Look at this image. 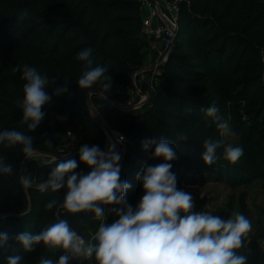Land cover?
Returning a JSON list of instances; mask_svg holds the SVG:
<instances>
[{
  "label": "trees",
  "instance_id": "1",
  "mask_svg": "<svg viewBox=\"0 0 264 264\" xmlns=\"http://www.w3.org/2000/svg\"><path fill=\"white\" fill-rule=\"evenodd\" d=\"M260 3L177 0L170 53L153 74L155 83L147 102L141 109L127 110L119 101L131 88L132 73L141 67L146 46L139 35L142 11L137 0H0V131L27 132L20 124L23 112L17 105L23 98L26 82L21 78L22 68L27 64L53 81L45 87L51 102L42 109L44 119L34 131L27 132L34 138L37 152L54 153L66 132L79 143L103 150L105 135L89 111L91 106L110 130L134 146L133 159L121 171V179L131 184L125 199L134 209L144 193L137 173L146 165L164 162L162 158L149 159L154 148H143V142L153 136H164L176 144V133L187 132L188 140L176 145L177 159L170 162L177 184H203L209 178L207 174L233 184H238L237 178L243 184L254 181L263 175L258 164L264 162V3ZM86 48L92 49V66L106 67L112 76L109 93L102 94L98 86L78 88L83 62L77 57ZM49 55L56 63L54 80L45 67ZM14 68L20 70L13 72ZM65 82L69 92L53 95ZM103 95L115 103H109ZM213 102L235 138L232 145L243 149L234 164L222 158L223 146L215 164L206 165L201 158L206 139L222 140L212 118L206 115ZM49 140L51 147L45 145ZM256 144L259 147L251 150ZM0 147V156L7 157L5 165H12V173H16L23 153ZM69 159L78 163L75 172L91 171L74 151L50 162H39L33 177L39 182L46 180L56 164ZM6 185L0 182V232L7 233L9 240L0 247V264H7V257L13 254L21 256V264H39L41 256L50 255L44 246L38 244L34 251L26 252L14 237L25 231L36 234L54 222L56 210L46 211L45 205L58 197L62 203L67 188L41 193L33 186L24 191L25 198L19 184H14V189ZM58 212L59 218L68 219L74 227L84 218L82 213L72 216L63 209ZM228 214L226 210L216 215L225 218ZM116 219L108 212L107 223ZM78 231L82 234L84 229ZM262 240L264 231L246 242L247 264H264ZM62 254H53L54 261Z\"/></svg>",
  "mask_w": 264,
  "mask_h": 264
},
{
  "label": "clouds",
  "instance_id": "2",
  "mask_svg": "<svg viewBox=\"0 0 264 264\" xmlns=\"http://www.w3.org/2000/svg\"><path fill=\"white\" fill-rule=\"evenodd\" d=\"M91 52V48H86L78 53L77 59L83 62L78 88L88 90L98 86L102 94L109 93L113 87L112 76L106 67L92 66ZM18 70L14 68L13 72ZM21 78L26 83L23 98L17 101L23 112L20 124L31 132L45 117L42 109L51 102L45 87L53 81L27 64L22 68ZM67 92L69 87L65 82L53 95ZM219 113L215 102L206 110V115L212 118L223 136L229 129ZM27 132L0 131V146L6 150L19 149L26 159L31 160L38 152L33 146L34 138ZM187 140V132H178L176 144L164 136H153L143 142L145 150L154 148L149 159L162 158L164 162L146 165L137 173L136 180L142 183L144 195L135 209L125 199L131 184L121 179L119 162L122 157L115 150V144H111L107 151L99 146H81L79 161L91 169L87 174L75 172L78 163L69 159L56 164L46 180L37 182L30 174L21 175L19 183L25 193L35 185L41 193H58L66 187L67 194L62 203L58 197L45 205L46 211L56 210L54 222L36 234L22 232L14 240L26 252L34 251L36 245L42 244L50 255L41 256L39 264H69L73 259L87 261L93 257L96 264H247L248 254L245 253L249 250L246 241L252 232L250 219L241 213L225 219L210 212L196 211L193 196L177 188V178L171 171L173 165L170 162L177 159L176 145ZM45 145L51 147L52 143L49 140ZM222 146V158L229 163H236L243 155L239 146H224L223 140L208 138L203 143L201 157L206 165L216 163ZM6 158L0 156V173L10 175L13 168L10 164L5 165ZM104 206H112L109 212L118 217L113 223H106ZM58 209L72 216L91 215L78 219L74 227L68 219L59 218ZM96 222L98 227L88 233L87 239L78 231ZM8 240V234L0 232V247ZM260 246L264 249V240L260 241ZM57 251L64 254L54 261L53 254ZM7 264H21V256L7 257Z\"/></svg>",
  "mask_w": 264,
  "mask_h": 264
},
{
  "label": "rangeland",
  "instance_id": "3",
  "mask_svg": "<svg viewBox=\"0 0 264 264\" xmlns=\"http://www.w3.org/2000/svg\"><path fill=\"white\" fill-rule=\"evenodd\" d=\"M264 0H261L260 4H263ZM2 13V12H0ZM145 55V54H144ZM145 59V57H143ZM45 67L50 79H56V63L53 59V56L49 55L45 60ZM142 68V67H141ZM145 76L148 77L147 74ZM144 76V77H145ZM146 78V77H145ZM150 79V77H149ZM142 92L146 93V100L150 95V90L147 88H141ZM126 93V92H125ZM139 95L134 93L131 88L127 91L125 95L122 96L121 101H119V105L125 106L127 105V101H138ZM143 105L135 109H141ZM247 107V106H244ZM249 109V108H245ZM90 113L96 117L97 120L101 121L97 112L89 106ZM102 122V121H101ZM112 131V130H111ZM262 131V128L258 129L256 135ZM114 132V131H112ZM115 133V132H114ZM123 145L119 153L121 154V171L125 170L127 166L130 164L131 160L134 157V146L133 144L124 137ZM222 140L224 144H233L235 142L234 136L228 131L225 135L222 136ZM68 142L66 137L60 138L58 141V146L61 147ZM264 142V141H262ZM83 143H79L78 140H75V145L71 147L70 151L73 150L74 147L78 146L79 149L83 146ZM256 144L255 146L251 147V150H255L259 147ZM110 146L109 141L105 137V142L103 145V151H107ZM1 148V147H0ZM262 151H259L261 154ZM258 154V153H256ZM43 155V156H42ZM49 155L39 154L35 155L31 158V160L25 159L18 167L16 173H11L10 175H4L0 173V182H5L7 189H14V184H19V177L24 174H30L33 177L31 165L34 162H43V161H51V158L48 157ZM123 165V166H122ZM260 171L262 172V176L257 178L254 181H251L247 184L241 183L240 178L236 179L238 184L227 183L224 180L216 179L215 176L212 174H207L208 179L203 184H177V188L183 190L185 192L190 193L193 196V201L195 204V209L204 212H210L214 215L221 213L222 211L229 210V214L225 217V219L232 217L236 213H241L245 215L247 218L250 219L252 223V232L249 234V239L254 237L257 234H260L264 231V162H259ZM210 175V176H209ZM34 178V177H33ZM35 179V178H34ZM36 180V179H35ZM39 182L38 180H36ZM35 186V185H34ZM22 193L25 196L24 189L22 185ZM144 193L140 194L139 198L141 199ZM84 218L87 216L83 215ZM247 242V241H246Z\"/></svg>",
  "mask_w": 264,
  "mask_h": 264
},
{
  "label": "built area",
  "instance_id": "4",
  "mask_svg": "<svg viewBox=\"0 0 264 264\" xmlns=\"http://www.w3.org/2000/svg\"><path fill=\"white\" fill-rule=\"evenodd\" d=\"M139 4V9L142 11V17L140 21V32L141 37L145 42V54L152 53L154 62L151 63L146 68H139L134 71L131 76V90L139 95V100L132 101L128 100L127 105L124 106L127 110H136L135 108L144 105L146 100V93L141 91L142 84L145 83V87L152 90L155 83L153 79V74L157 71L161 64V61L166 56L168 50L170 49L176 29V13H177V0H137ZM145 74L148 75L145 76ZM146 78H145V77ZM150 77V79H149ZM114 141H109L110 145L115 144V150L120 151L121 146L124 142V136L117 132H112ZM65 137L68 142L56 149L55 154L67 155L70 153V149L75 145V138L69 132L65 133ZM121 137L123 139H121ZM69 150V151H68ZM43 156V155H42ZM50 157V156H48ZM51 158V157H50ZM52 161V158H51ZM50 162V161H48ZM105 207L106 220L108 217V206ZM86 216V214L82 213ZM90 214H87L89 216ZM107 223V222H106ZM98 227V222H96L95 228L91 231L94 232ZM88 238V234L85 236ZM71 264H96L95 258L87 261L73 259Z\"/></svg>",
  "mask_w": 264,
  "mask_h": 264
},
{
  "label": "water",
  "instance_id": "5",
  "mask_svg": "<svg viewBox=\"0 0 264 264\" xmlns=\"http://www.w3.org/2000/svg\"><path fill=\"white\" fill-rule=\"evenodd\" d=\"M172 46V45H171ZM170 50H171V47H170V49L168 50V52H167V54H166V56L164 57V59L161 61V64L167 59V57H168V55H169V53H170ZM160 64V65H161ZM106 99H107V101L109 102V103H112V104H114L115 102L111 99V98H109V97H105ZM96 122L98 123V125L100 126V128L103 130V133H104V135H105V137L109 140V141H114V138H113V134H112V131L106 126V124L105 123H103V122H101V121H99V120H96ZM74 151H78L79 152V147L78 146H76V147H74L73 148V150L71 151V152H74ZM39 154H45V155H49L51 158H52V160L53 159H55V158H59V157H63L64 155H57V154H55V153H40V152H38ZM26 158L24 157L23 159H22V161H21V163L25 160ZM20 163V164H21Z\"/></svg>",
  "mask_w": 264,
  "mask_h": 264
},
{
  "label": "crops",
  "instance_id": "6",
  "mask_svg": "<svg viewBox=\"0 0 264 264\" xmlns=\"http://www.w3.org/2000/svg\"><path fill=\"white\" fill-rule=\"evenodd\" d=\"M139 35L141 36V32L139 31ZM145 52H146V50H145ZM144 57H145V59H143V62H142V65H141V67L142 68H146V66H149L151 63H153L154 62V57H153V54L152 53H148V55H147V53L144 55ZM140 67V68H141ZM127 93V92H126ZM125 93V94H126ZM124 94V95H125ZM122 99V98H121ZM38 164V162H34V163H32V165H31V169L33 170L34 169V167L36 166ZM123 166V165H122ZM91 215V214H90ZM89 215V216H90ZM87 218V217H86ZM95 226H96V223H90L88 226H87V228L86 229H84V231L82 232V235H87L90 231H92L94 228H95ZM96 263V262H95Z\"/></svg>",
  "mask_w": 264,
  "mask_h": 264
},
{
  "label": "bare ground",
  "instance_id": "7",
  "mask_svg": "<svg viewBox=\"0 0 264 264\" xmlns=\"http://www.w3.org/2000/svg\"><path fill=\"white\" fill-rule=\"evenodd\" d=\"M112 142V141H111Z\"/></svg>",
  "mask_w": 264,
  "mask_h": 264
}]
</instances>
